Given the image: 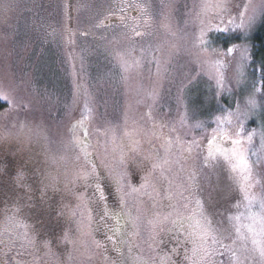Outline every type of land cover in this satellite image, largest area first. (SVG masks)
Returning a JSON list of instances; mask_svg holds the SVG:
<instances>
[{
    "label": "rangeland",
    "instance_id": "rangeland-1",
    "mask_svg": "<svg viewBox=\"0 0 264 264\" xmlns=\"http://www.w3.org/2000/svg\"><path fill=\"white\" fill-rule=\"evenodd\" d=\"M145 2L150 6L151 20L138 11L127 8L129 3ZM164 2L165 0H0V87L6 91L14 89L15 96L20 101L13 107L10 101L0 100L5 104V108L0 111V159H13L12 166L8 164L11 170L6 172V176L4 168L7 160L5 164L0 161V175H3L2 183H5L6 190L5 193L0 192V264H111L104 248H97L93 243V239L99 240L97 231L84 236H78L76 232L81 214L85 213L87 206L92 208L87 201L81 203L77 199L78 194L87 193L83 184L75 180L76 175L85 167V161L80 147L71 142V128L77 121L84 119L81 115L84 112L83 100L71 110L66 108V105L72 103L77 85L86 89L95 101L90 105L91 114L84 119L83 127L77 130V134L90 145L88 150L98 165L104 161L114 164L115 156L119 155L118 152L115 156L112 153L111 129L115 128L117 143L124 146L128 154L130 181L136 185L142 182L145 169L150 167V162L144 157L154 155L157 151L163 155L162 140H156L150 135L153 123H174L182 139L195 136L205 145L210 138L211 128L215 127L214 117L222 114L224 109H234L236 104L242 102L247 86L234 88L232 92L217 98L215 82L201 76L189 89L188 96L196 118L206 122L208 134L199 129L181 127L183 108L176 99L177 89L185 72L194 74L198 71L190 63L191 57L185 52V48H190L195 35H198L196 15L201 12L200 6L205 0H174L175 18L180 29L177 37L160 27ZM214 2L215 0H207L208 4ZM244 2L247 0H229L233 6V16L237 11L235 6ZM253 2L259 5L261 0ZM82 4L88 6L81 7ZM121 6L125 9L123 13ZM121 15L125 17L123 22L120 20ZM208 15L212 19L211 9ZM34 21L51 25L48 31L56 28L60 36L56 39H43L42 30H36ZM146 21L150 27L146 25ZM263 22L264 17L259 18L250 33L252 52L254 36ZM212 23L215 26L219 21L212 19ZM131 27H136L143 35L135 36ZM240 36V30L218 32L213 28L207 38L214 47L226 52L232 43L241 42L238 39ZM169 42L178 43L180 48L172 59L178 74L173 81L162 83L161 98L153 106L145 98V90L156 80L151 57L145 58L141 70L133 69L125 82L121 79V72L112 53L113 50L127 53L130 49H135L132 56L138 59L141 57V49H148L150 45L153 48L163 45L166 52ZM238 58V52L222 58L227 79L233 77ZM246 71L249 80L260 79V70L253 68L252 64ZM258 97L264 99V95L258 94ZM149 112L151 116L148 115ZM22 125L27 127L22 128ZM260 125L261 118L256 117L248 122L247 127L255 128L259 133ZM141 126L144 131L134 134L135 139L140 141V151H130L131 143L124 132ZM155 130L159 131L158 128ZM87 132L89 135L85 137ZM163 133L168 136V128ZM252 149L260 153L258 134L254 137ZM203 155H206V148ZM171 158L174 163L165 174L167 180L162 179L159 172L155 174L158 186L166 192L167 181L171 180L173 191H176L177 186L191 183L189 174L195 172L196 194L205 203L212 192L214 178L217 179L219 175L216 164L205 166L202 155L197 152L191 155L181 154L179 147L173 148ZM250 159L255 160L256 157L250 156ZM176 160L179 163H175ZM101 170L107 176L104 169ZM255 171L256 178L261 183L256 185L254 191L259 194L264 191V164H257ZM231 175L228 167L225 180L230 185ZM27 179L31 181L29 185L32 189L25 183ZM110 181L112 182L111 179ZM24 187L28 191H41L48 197L57 198L63 229L52 226H46L45 229L33 228L29 216L34 211V206L23 201ZM232 190L231 193L238 195L241 201L243 194L239 189L234 185ZM116 203L121 206L118 195ZM166 205L167 201L162 199L160 205L154 208L153 201L148 197L133 194L128 198L126 211L135 215V209L142 206L145 217H148L153 211L166 208ZM235 211L232 208L227 215ZM25 233L33 244L24 242ZM147 235V231L142 229L139 237H133L140 245L132 253L133 256L140 255L147 264H154L162 254L171 256L175 261L177 256L170 251L175 240L183 236L182 233L162 232L158 237L160 242L153 247L145 243ZM66 236L74 238L75 243L66 240ZM69 256L72 258L69 259ZM177 261L178 259L176 264H181Z\"/></svg>",
    "mask_w": 264,
    "mask_h": 264
},
{
    "label": "snow or ice",
    "instance_id": "snow-or-ice-1",
    "mask_svg": "<svg viewBox=\"0 0 264 264\" xmlns=\"http://www.w3.org/2000/svg\"><path fill=\"white\" fill-rule=\"evenodd\" d=\"M88 5L82 4L81 7ZM164 11L161 12L160 27L173 37H177L180 29L175 18L174 0H165L162 5ZM201 12L197 13L196 21L199 26L198 35H195L190 48H185V52L191 57L190 63L198 68V71L185 72L183 79L180 80L177 89V102L183 108V114L180 118L181 127H187L191 130H202L207 135L206 122L196 118L194 109L190 104L188 96L189 89L195 85L197 80L204 76L209 81L215 82V96L221 97L225 93H230L234 88L247 86V93L242 102L234 106V109H224L222 114L214 117L215 127L211 128L210 138L207 139L206 155H203L205 145L192 136L191 139H182L175 124L159 125L153 123L150 135L156 140H162L161 148L163 155L157 151L154 155L145 156L150 162V167L145 169V175L139 185L130 181L127 169L128 154L124 146L117 143L116 129L112 131V153L118 152L115 156V163L109 164L106 161L97 164L92 154L89 152L90 145L81 140L77 130L83 127L84 119L91 114L90 105L95 103L86 89L77 85V91L73 95L71 105H66L69 110L81 103L83 100L84 112L81 113L84 119L77 121L71 128V142L80 147L81 155L85 161V167L76 175L75 180L81 182L85 188L93 187L97 199L95 203L102 206V214L97 222L93 209L87 206L85 213L77 222L76 232L78 236L92 235L103 226L112 233L107 236V240L113 241V248L118 253V257L111 261V264H129L125 257L124 251L120 245H127L128 253L131 254L134 249L140 248L133 237H139L142 229L147 231L148 235L145 243L153 247L160 241L158 237L162 232H178L184 236L185 244L188 245L184 254L185 264H264V191L257 194L254 189L261 181L256 178L255 166L264 164V99L258 97V94L264 95V63L260 66L261 76L257 80H249L247 68L254 63L252 45L249 44L250 33L255 28L259 18L264 17V0L257 5L253 0L241 3L237 8L236 15H232L233 6L229 0H215L214 3L208 4L207 0L201 4ZM127 8L141 13L142 16L152 19L150 16V6L144 4H131ZM209 9L212 10V19L218 20L219 23H212L209 19ZM242 9V10H241ZM121 13L124 7L120 8ZM125 17L121 15L120 20L123 22ZM37 31L42 30V38L56 39L60 36L59 31L53 28L51 32L48 28L51 25L44 22L34 21ZM147 26H151L147 21ZM221 25H226L221 27ZM218 32H228L231 30H240L241 36L238 39L240 43H232L227 47L226 52L214 47L207 38L208 33L212 30ZM67 30V29H66ZM135 36H141L143 33L136 27H131ZM135 49H130L127 53L113 50V58L121 72L122 81H127L129 74L133 69L139 71L144 66V60L147 56L151 57V62L155 67L156 80L151 87L145 90V98L152 102L154 106L161 98L162 83L164 81H173L177 76V69L173 66V56L180 51L176 42H169L165 52L163 45H157L153 48L151 45L148 49H141V57L135 58L132 53ZM238 52L239 58L236 61L234 75L227 79L223 69L225 64L223 57ZM159 53V55H157ZM0 100L11 102L16 107L20 101L15 96L14 89L7 91L0 87ZM151 116V112L148 113ZM256 117L261 118L259 133L255 128L247 127L250 120ZM127 119L125 124H127ZM27 127V125H22ZM159 129L156 131L155 129ZM168 128L169 135L165 136L163 130ZM143 127L133 128L132 131L125 130L124 135L131 143L130 151H140V141L135 139L134 134L143 132ZM147 134V133H145ZM175 134V135H172ZM260 137V153L252 149L254 137ZM151 143V140L149 141ZM174 147H179L181 154L191 155L193 152L203 156V164L211 166L214 162L222 159L227 163L229 171L232 173L230 179L232 183L243 194L241 201L235 204V213L227 215L224 220L215 224L208 213L205 203L196 194V174H189L191 183L177 186L173 191V183L168 180V189L165 192L154 179L157 172L162 179L167 180L165 175L171 170L174 163L172 152ZM250 156H255L251 160ZM80 157H78L79 159ZM175 163H179L176 160ZM100 168L107 173V177L112 180L115 191L119 197L121 211L114 212L109 209L107 197L104 192ZM183 170V168H181ZM133 194L146 196L153 201V207L157 208L161 200H166V208L153 211L151 216L145 217L143 207L135 209V215L126 211L128 198ZM229 192L226 193L225 199L228 198ZM77 199L88 205L93 203L91 197L84 194H78ZM242 209V210H241ZM111 219L115 226L108 223ZM123 219L125 224L120 225ZM130 229V231L128 230ZM66 240L75 243L74 238L65 237ZM24 242L28 245L33 241L27 233L24 234ZM97 248H104L106 245L93 239ZM47 248L48 246L45 245ZM176 249L172 252L176 253ZM72 257L69 256V259ZM131 264H147L141 256L132 257ZM154 264H176V262L167 254H162Z\"/></svg>",
    "mask_w": 264,
    "mask_h": 264
},
{
    "label": "trees",
    "instance_id": "trees-1",
    "mask_svg": "<svg viewBox=\"0 0 264 264\" xmlns=\"http://www.w3.org/2000/svg\"><path fill=\"white\" fill-rule=\"evenodd\" d=\"M253 57H254V63L252 64L253 68H258L260 69V66L262 63H264V22L262 25L259 27L258 31L256 32L254 36V42H253ZM5 108V104L0 101V111H2ZM89 135V132H87V137ZM206 148V144H205ZM13 160L11 157H6V160ZM9 160V162H10ZM7 163L5 165V172H8L10 170V167ZM216 164V170L219 173L218 178H214V186L212 189V192L209 196H207V199L205 200V207L210 214L211 218L213 219L215 224H218L221 220H224L226 218V215L235 209V203L240 201V197L238 195H234L231 192L232 187L234 184L232 183L230 185V182L225 180L226 176L228 175V165L226 162H224L222 159L214 162V165ZM218 167V168H217ZM101 174L104 176V179L102 180V185L104 188L105 195L107 197V204L109 206V209L114 211V212H120L121 207L118 203H116L117 199V193L114 190V186L112 185L113 183L110 181V179L104 174V172L101 170ZM10 174V173H8ZM7 175V174H6ZM5 175V176H6ZM11 175V174H10ZM8 183V182H6ZM225 185V186H224ZM114 187V188H113ZM217 189V192L214 193V190ZM5 183H0V192L5 193ZM94 188L93 187H88L86 188V192L88 193L89 197H91L93 203L92 209H93V215L96 219V221H99V217L102 214V206L97 205L95 203L97 197L94 194ZM237 191V190H235ZM229 192V196L227 199H225L226 193ZM233 196V197H232ZM242 200V199H241ZM30 221L33 222V228L41 229V228H47L46 226L50 227L52 226L53 228H58V229H63V225L60 222L59 219L55 220L54 217L48 216L45 213L38 211H32L30 212ZM123 219L120 221V225L123 226L125 223H123ZM108 223L115 226V222L112 221L111 219L108 220ZM130 231V229H128ZM112 235V233L108 232V230L103 226V224L99 225V229L97 230V237L98 239L103 242L106 245V250L104 249V253L107 256V258L110 260L109 262L111 263L112 260L117 259L118 253L115 251L113 248V243H115V238L113 241L107 240V236ZM166 243V242H165ZM122 250L124 251L125 257L128 258L132 253L136 251V249L133 250L131 254L128 253V248L127 245H120ZM165 247V246H164ZM170 248V247H169ZM188 245L185 244L184 237L181 235L179 236L175 242L173 243V249H176V253H173L170 251L172 254H175V261L178 259V263L184 264L185 259H184V254L187 251ZM167 250V249H166ZM129 257L128 262L131 264L132 261V256ZM136 256V255H135ZM140 256V255H139ZM134 257V256H133Z\"/></svg>",
    "mask_w": 264,
    "mask_h": 264
},
{
    "label": "flooded vegetation",
    "instance_id": "flooded-vegetation-1",
    "mask_svg": "<svg viewBox=\"0 0 264 264\" xmlns=\"http://www.w3.org/2000/svg\"><path fill=\"white\" fill-rule=\"evenodd\" d=\"M5 160H6V157H4L3 160L0 159V161H2L4 164H5ZM9 160L10 159H8L6 163H8ZM9 164H11V166H12L13 160H10ZM4 170H7V169L4 168ZM5 175H6V172H5L4 176ZM2 180H3V175H0V183L2 182ZM30 182L31 181L29 179H27L25 183L29 185ZM20 186H22V185H20ZM31 189H32V187H31ZM22 199L25 203L29 204V206H34V207H32V209L35 212L41 211L48 216L54 217L55 220L59 219V212H60L59 209L60 208H59L56 197H48V196L44 195L41 191H36V190L28 191L27 187H26V189L24 187Z\"/></svg>",
    "mask_w": 264,
    "mask_h": 264
}]
</instances>
